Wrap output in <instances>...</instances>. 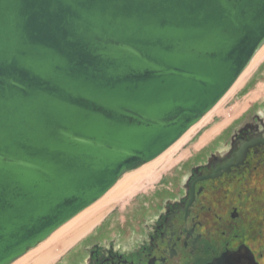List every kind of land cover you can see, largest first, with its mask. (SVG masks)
I'll return each instance as SVG.
<instances>
[{
  "label": "water",
  "instance_id": "obj_1",
  "mask_svg": "<svg viewBox=\"0 0 264 264\" xmlns=\"http://www.w3.org/2000/svg\"><path fill=\"white\" fill-rule=\"evenodd\" d=\"M263 45L264 0H0V264L172 147Z\"/></svg>",
  "mask_w": 264,
  "mask_h": 264
},
{
  "label": "flooded vegetation",
  "instance_id": "obj_2",
  "mask_svg": "<svg viewBox=\"0 0 264 264\" xmlns=\"http://www.w3.org/2000/svg\"><path fill=\"white\" fill-rule=\"evenodd\" d=\"M129 228L127 241L121 230L94 228L72 247L71 264H264V108L192 162L175 191Z\"/></svg>",
  "mask_w": 264,
  "mask_h": 264
},
{
  "label": "rangeland",
  "instance_id": "obj_3",
  "mask_svg": "<svg viewBox=\"0 0 264 264\" xmlns=\"http://www.w3.org/2000/svg\"><path fill=\"white\" fill-rule=\"evenodd\" d=\"M261 56L262 57L258 59L259 61L257 60V63L253 65L251 70L248 71L232 91L220 101L221 103H218L219 105L216 109L212 111L201 125L197 126L177 148H174L175 150H173L171 155L166 157L155 167L154 170L156 173L158 171L160 173L159 175L155 176L154 173L147 178H143V182L138 183L139 185L137 184L135 192L129 194L127 198L120 200L111 212L109 210L102 215L104 212L102 209L103 207H101L80 223L76 224L71 230L66 231L57 241H53L49 246L33 256H31L32 253L40 248L44 242L37 246L38 248L30 249L25 255L26 257L31 256L29 264L52 251L54 252V257L46 264H64L66 261L67 264H71L72 255L75 253L72 246L74 247L78 240L75 239L73 242L69 243H67L66 240L72 238L75 233L87 225H92L96 228L92 235L97 234L98 231L102 229H108L111 230L108 235L112 236L115 235L114 231L118 232L121 230L123 231L121 241H127L128 236L131 234L129 224L132 227H137V223L143 218L147 209L151 205L156 206V203L159 202V197L175 191V187L178 186L183 178L184 172L189 168L192 162L203 158L210 150L218 147V144L227 139L234 127L242 122L248 114L264 108V53ZM246 109L247 111H245ZM244 111L245 113L238 118ZM234 120L235 122L232 124ZM217 126H219L220 129L207 138L204 144L197 146L199 140ZM225 130L227 131L225 132ZM168 163L170 164L166 166ZM126 181L127 180H125V182ZM122 183L123 180L119 185ZM124 183L121 185L122 187ZM111 205L112 204H110V206ZM98 218L99 220H97ZM134 219H136L135 223ZM96 220L97 222H95ZM85 243L86 240L81 243L76 251L81 249L82 245ZM25 256L22 258H25ZM18 261L14 264H17Z\"/></svg>",
  "mask_w": 264,
  "mask_h": 264
},
{
  "label": "bare ground",
  "instance_id": "obj_4",
  "mask_svg": "<svg viewBox=\"0 0 264 264\" xmlns=\"http://www.w3.org/2000/svg\"><path fill=\"white\" fill-rule=\"evenodd\" d=\"M263 53H264V45L255 54L254 58L252 59V61L248 65V67L245 69V71L241 74V76L236 81V83L231 87V89L227 92V94L220 101H222L232 91V89L242 79V77H244V75L247 74V72L251 70V68L253 67V65H255V63H257V60L262 57L261 55ZM219 104H217L207 115H205L203 117V119L200 122H198L196 125H194L182 138H180L172 147H170L162 155H160L155 160H153V161H151V162H149V163L141 166L140 168L135 169L133 171H130V172L126 173L118 181V183L106 195H104L100 200H98L96 203H94L93 205H91L89 208H87L86 210H84L83 212H81L79 215H77L76 217H74L72 220H70L68 223H66L65 225H63L61 228H59L48 239L45 240L46 242L43 241L44 244H42V246L40 248H38L37 246H39L41 243L38 244L36 246L38 249L36 251H34L31 256H33L34 254L38 253L39 251H41L42 249L46 248L47 246H49V244H51L53 241H55V240L57 241L61 236H63L65 234L66 231L71 230V228H73L76 224L80 223L82 220H84L85 218H87L89 215L93 214L95 211L99 210L101 207H103L102 209H103V212H104L102 215H104L109 210L111 212L112 209H114V207L116 206V204H118V202H120V200H122L124 198H127V196L129 194L135 192V188L137 187V184L143 182V180H144L143 178H147L148 176H151L154 173H155V176L159 175L160 173L158 171H157V173L155 172V170H154L155 167L158 164H160L166 157H168L169 155H171V153L173 152V150H175L174 148H177L178 145L181 142H183V140L197 126L201 125V123L212 113V111H214L216 109V107ZM218 129H220L219 126H217L216 128H213L210 132H208L205 136H203L199 140V143H198L197 146H200V145L204 144V142L207 140V138H209L211 135H213ZM169 164L170 163L166 164V166L169 165ZM122 180H123V183L125 182V180H127L124 183V186L123 187L121 186L123 183L121 185H119L122 182ZM109 203L112 204V205L110 206ZM99 218H101V217H99ZM99 218L97 220H99ZM97 220L95 222H97ZM94 228L95 227H93L92 225L85 226L83 229H81L80 231H78L77 233H75L72 238H69L68 240H66L67 243L73 242V240H75V239H77L79 241L80 239L86 237V235H88ZM36 247H34V248H36ZM28 251H27V253H28ZM24 256H22V257H24ZM31 256H28V257L25 256V258H22L21 257L22 259L19 258L21 260L20 261H18L19 259L16 260V261H18L17 264H29V260L31 259ZM53 257H54V252L52 251L50 253H47V254L43 255L42 257H39L38 259H36L31 264H46L49 260L53 259ZM14 263H12V264H14ZM64 264H67V261Z\"/></svg>",
  "mask_w": 264,
  "mask_h": 264
}]
</instances>
